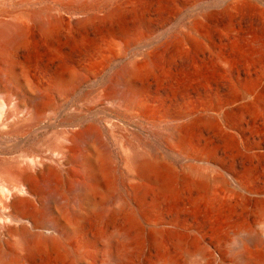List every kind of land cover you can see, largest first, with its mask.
Masks as SVG:
<instances>
[{
  "label": "rangeland",
  "instance_id": "374dc122",
  "mask_svg": "<svg viewBox=\"0 0 264 264\" xmlns=\"http://www.w3.org/2000/svg\"><path fill=\"white\" fill-rule=\"evenodd\" d=\"M1 21L25 39L0 85V229L20 168L71 173L35 181L0 264H264V0H0Z\"/></svg>",
  "mask_w": 264,
  "mask_h": 264
},
{
  "label": "bare ground",
  "instance_id": "6f19581e",
  "mask_svg": "<svg viewBox=\"0 0 264 264\" xmlns=\"http://www.w3.org/2000/svg\"><path fill=\"white\" fill-rule=\"evenodd\" d=\"M23 27L24 25L20 26V25L9 24L7 22L5 23L3 21L0 22V62L4 64L3 67H0V85H2V89L5 92L7 89L10 88V78L9 77H10V73H12L14 70V66L12 64L13 53L11 50L14 46L19 45L21 41L25 39ZM6 98L7 99L9 98L8 94H6ZM44 115H45L44 110H41L40 112L37 113V119H41V117L43 118ZM47 159H51V157L48 156ZM140 163H141V167L143 166L151 167V164L148 163L147 160L142 159ZM45 168L47 169V171L42 173V176H41L42 180L56 181V179L58 180L59 178H61V176L57 172H55L48 164L45 166ZM20 174H23V173H20ZM21 177H23L24 180L31 179V178L26 177L25 175H22ZM30 185H31L30 186L31 189L34 192L36 191L38 193L39 188H38L37 182L31 181ZM26 213L31 214L32 211H27ZM59 230H60V225L53 224V225L48 226L45 231L57 232ZM31 233L26 232V233H23V235L31 234ZM30 240H32V242H37L42 245H48V246H52V245L59 246L60 244L62 245V241H60L59 239H57L56 237L52 235L45 234V233H39V234L30 236ZM127 240H128V236L125 233H120L118 238L116 239L117 241L116 243L120 247H122L126 243ZM163 264H173V263L172 261L167 260Z\"/></svg>",
  "mask_w": 264,
  "mask_h": 264
},
{
  "label": "water",
  "instance_id": "95a60500",
  "mask_svg": "<svg viewBox=\"0 0 264 264\" xmlns=\"http://www.w3.org/2000/svg\"><path fill=\"white\" fill-rule=\"evenodd\" d=\"M13 94L19 97L20 95L13 91ZM90 121L100 122V119L92 117ZM54 163L53 165H49L55 172H57L60 176L66 177L71 173L70 162L68 160L62 159H51ZM6 162V158L4 157V153L0 152V165ZM47 171L46 168L33 171L30 167H24L19 169V173H23L29 180H24V188L23 192L25 196H14L11 202L7 205L11 209V213L9 216L13 222L16 223L15 226L6 227L5 230L0 229V247H3V237H5L8 233L23 235V233H31L33 232V228H30L31 224V214H27V211H34L35 203L37 198V193L31 189V181H36L41 178L42 173Z\"/></svg>",
  "mask_w": 264,
  "mask_h": 264
}]
</instances>
